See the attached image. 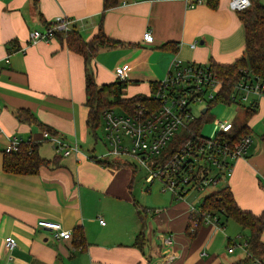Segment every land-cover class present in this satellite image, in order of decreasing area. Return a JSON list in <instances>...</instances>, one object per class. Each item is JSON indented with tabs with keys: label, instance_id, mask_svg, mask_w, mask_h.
<instances>
[{
	"label": "crops",
	"instance_id": "crops-1",
	"mask_svg": "<svg viewBox=\"0 0 264 264\" xmlns=\"http://www.w3.org/2000/svg\"><path fill=\"white\" fill-rule=\"evenodd\" d=\"M102 1L0 0V264H165V255L172 256L167 264H248L247 230L231 218L187 234L191 206L199 207L216 188L176 198L161 191V183L145 182L139 166L108 156L105 138L100 147L86 122L83 57L57 37L35 43L30 38L33 29L61 15L85 39L101 23L121 42L100 47L92 57L96 83L115 81V68L127 64L122 96L148 95L176 58L223 65L237 60L245 38L237 12L223 0L193 7L187 0H122L105 10ZM147 30L149 42L143 38ZM252 96L251 126L264 117V89ZM20 109L35 119L20 120ZM251 134L248 151L234 161L221 186H229L242 209L257 214L264 209V142ZM51 135L77 143L79 151L57 154ZM13 138L33 142L41 157L56 160L36 173L5 172L3 153ZM40 218L59 222L71 236L55 239L38 226ZM76 227L83 230V248L77 246ZM139 232L145 236L143 251L134 244ZM168 233L173 243L166 249L161 238ZM7 236L16 242L11 251L4 246Z\"/></svg>",
	"mask_w": 264,
	"mask_h": 264
},
{
	"label": "built area",
	"instance_id": "built-area-1",
	"mask_svg": "<svg viewBox=\"0 0 264 264\" xmlns=\"http://www.w3.org/2000/svg\"><path fill=\"white\" fill-rule=\"evenodd\" d=\"M206 1L187 0V4L193 7ZM252 2L228 0V5L238 12L249 8ZM72 21L67 15L57 16L42 29H33L30 32L31 41L49 42L56 31L72 28ZM143 38L149 42L153 36L147 30ZM4 60L8 62V57ZM126 69L127 64L116 67V79L126 81ZM220 84L221 80L210 63L176 58L166 75L159 80L157 88L147 95L148 102L136 103L129 113L114 108L103 111L101 126L106 154L125 159L131 157L135 166L145 170V182L161 183V191L169 192L176 198L191 191L201 193L208 188L218 189L222 179L231 176L234 161L243 157L252 143L251 134L235 136V125L228 119L214 118L211 135L203 132L204 125L198 131L192 127L193 119L214 98ZM263 89V80H240L234 86L231 97L239 102L249 100L248 105H254L256 100L251 95L260 96ZM197 103H204V106L195 113L194 105ZM49 138L57 154L68 155L79 151L77 143L68 144L56 135ZM19 143L17 138H13L4 151H16ZM190 210L189 230L195 231L200 224L207 222L222 226L218 214L206 213L196 206H191ZM100 222L105 223L102 219ZM37 224L50 230L55 239L71 236V231L55 220L40 218ZM161 239L162 245L169 249L173 243L172 234H164ZM4 246L11 251L16 242L7 236ZM233 248V245L229 246L228 251L231 252ZM163 258L162 262L167 264L172 256L165 255ZM250 262L264 264V258L253 257Z\"/></svg>",
	"mask_w": 264,
	"mask_h": 264
},
{
	"label": "trees",
	"instance_id": "trees-1",
	"mask_svg": "<svg viewBox=\"0 0 264 264\" xmlns=\"http://www.w3.org/2000/svg\"><path fill=\"white\" fill-rule=\"evenodd\" d=\"M122 0H103L102 9H109L118 5ZM208 2L216 3L217 0ZM238 17L244 28V51L243 54L230 64L223 65L210 62L221 80L219 88L216 90L214 98L206 104L205 112H202L192 121V127L198 131L208 119L209 110L219 103L230 105L235 100L231 97L234 86L240 80H264V4L253 0L251 6L245 10L237 12ZM47 24V23H46ZM45 24V25H46ZM64 43L65 46L80 54L85 62V92L86 105L88 107L87 124L91 131L96 135V128L102 123L101 117L105 109L120 107L119 111L131 112L136 103L148 102L147 95L135 94L129 97H123V90L126 81L116 79L113 82L97 84L93 71L90 68V61L100 47L106 45L118 44L121 41L108 36L101 23L98 24L97 31L91 38L85 39L74 28L68 30H58L55 36ZM158 83H152L151 91L157 88ZM256 113V104L247 105L244 115L247 119L246 124L241 127L235 126V136L242 134H251L252 126L249 120ZM20 120L31 121L35 117L27 110L20 109L17 112ZM46 129L51 131L47 126ZM54 133V132H53ZM252 135V134H251ZM264 142V130L260 135ZM98 160V158H95ZM54 159L48 160L41 157L36 150V146L31 141H20L18 148L13 152L3 153L2 168L10 173H36L43 165H48ZM201 211L209 214H218L219 222L223 226L228 218L235 220L242 229L247 230L245 239V249L247 252L245 262L254 258H264V241L261 235L264 231V209L260 213H253L242 209L236 202L232 191L228 185L216 189L214 192L204 196L199 204ZM223 217V219H222ZM197 230V228H196ZM187 234L192 237L196 231L189 230L187 225ZM78 238L77 246L83 248L84 233L80 227L75 228ZM134 244L143 251L145 245L144 232H139L135 236Z\"/></svg>",
	"mask_w": 264,
	"mask_h": 264
},
{
	"label": "rangeland",
	"instance_id": "rangeland-1",
	"mask_svg": "<svg viewBox=\"0 0 264 264\" xmlns=\"http://www.w3.org/2000/svg\"><path fill=\"white\" fill-rule=\"evenodd\" d=\"M223 1L226 4L228 3V0H223ZM258 2L264 4V0H258ZM251 98L255 99V97L252 95H251ZM248 102H249V100L248 101H241V102L235 101L230 105H225L224 103H219L215 107L211 108L209 110V112L207 113L208 119L203 126V132L205 134H208V135L212 134V132L214 130V125L212 124L214 118L228 119V120H231V122L237 127L243 126L244 124H246V121H247V119L245 118V115H244V111H245V107L248 105ZM202 106H204V103L195 104L194 105V112L197 113L202 108ZM114 109L116 111H119L120 107L116 105L114 107ZM263 130H264V117L258 116L256 122L252 126L253 134H256V140L258 139V137H260ZM96 134H97L98 143L100 146L101 141L99 139L104 140V138H105L101 124H99V126L96 128ZM252 141H253V137H252ZM121 159H125V157H123ZM126 159L129 162H134V160L131 157H127ZM141 169L144 170L143 168H141ZM212 189L213 188H208L205 191H203L202 193L206 194V193L210 192ZM195 192H193V194L197 195V192H199V191H195ZM248 264H251V262L248 261Z\"/></svg>",
	"mask_w": 264,
	"mask_h": 264
},
{
	"label": "water",
	"instance_id": "water-1",
	"mask_svg": "<svg viewBox=\"0 0 264 264\" xmlns=\"http://www.w3.org/2000/svg\"><path fill=\"white\" fill-rule=\"evenodd\" d=\"M205 110H206V107H203V108H202V112H205Z\"/></svg>",
	"mask_w": 264,
	"mask_h": 264
}]
</instances>
